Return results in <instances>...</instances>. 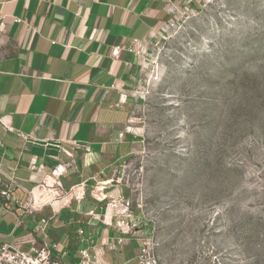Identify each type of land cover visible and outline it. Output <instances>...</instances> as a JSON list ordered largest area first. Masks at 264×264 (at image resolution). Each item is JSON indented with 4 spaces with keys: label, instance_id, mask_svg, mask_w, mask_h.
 Listing matches in <instances>:
<instances>
[{
    "label": "rangeland",
    "instance_id": "1",
    "mask_svg": "<svg viewBox=\"0 0 264 264\" xmlns=\"http://www.w3.org/2000/svg\"><path fill=\"white\" fill-rule=\"evenodd\" d=\"M122 105L137 237L157 264H264V0H192L141 44Z\"/></svg>",
    "mask_w": 264,
    "mask_h": 264
},
{
    "label": "crops",
    "instance_id": "2",
    "mask_svg": "<svg viewBox=\"0 0 264 264\" xmlns=\"http://www.w3.org/2000/svg\"><path fill=\"white\" fill-rule=\"evenodd\" d=\"M191 1L0 0V185L11 190L0 197V244H45L64 264H90L81 251L138 264L145 241L116 231L130 212L115 167L126 155L122 103L142 71L131 50ZM57 168L81 198L25 211L27 192Z\"/></svg>",
    "mask_w": 264,
    "mask_h": 264
},
{
    "label": "built area",
    "instance_id": "3",
    "mask_svg": "<svg viewBox=\"0 0 264 264\" xmlns=\"http://www.w3.org/2000/svg\"><path fill=\"white\" fill-rule=\"evenodd\" d=\"M4 27L2 18H0V31ZM131 52L134 55L141 57L143 51L141 50V44L135 42ZM118 51L114 50L113 55ZM63 171L59 168L53 170L49 179L42 181L35 188L27 192V201L22 204V208L25 211L33 212L39 211L46 207H66V205L72 200H79V188L77 186L71 187L65 190L60 182V177ZM14 183V182H13ZM11 196V190L7 186L0 185V197L2 199L9 200ZM14 203L17 204V201ZM130 203L125 202V210L129 211ZM93 216V214H90ZM136 228V224L133 222L130 212L126 214L125 218L120 219L116 223V231L121 235H129ZM82 256L85 258V263L101 264L96 258L90 260L85 251H81ZM0 264H64L53 258L51 248L45 244L37 245L36 242L30 243L27 250H23L13 243H1L0 244ZM82 264V263H79ZM138 264H157L151 254L148 242L145 241L142 244L140 254L138 256Z\"/></svg>",
    "mask_w": 264,
    "mask_h": 264
}]
</instances>
